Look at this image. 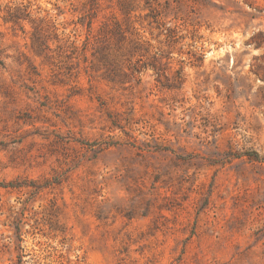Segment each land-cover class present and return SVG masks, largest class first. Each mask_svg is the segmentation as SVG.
<instances>
[{
	"label": "rangeland",
	"instance_id": "374dc122",
	"mask_svg": "<svg viewBox=\"0 0 264 264\" xmlns=\"http://www.w3.org/2000/svg\"><path fill=\"white\" fill-rule=\"evenodd\" d=\"M0 59V264H264V0H0Z\"/></svg>",
	"mask_w": 264,
	"mask_h": 264
},
{
	"label": "trees",
	"instance_id": "16d2710c",
	"mask_svg": "<svg viewBox=\"0 0 264 264\" xmlns=\"http://www.w3.org/2000/svg\"><path fill=\"white\" fill-rule=\"evenodd\" d=\"M94 2V0H93ZM17 11H10L8 16L12 20H16L18 18ZM159 12L151 13V17L154 18L158 27H163L165 29L166 36L169 39L174 38L176 35L174 28L165 26L166 21H160L157 18ZM28 14H25L27 16ZM98 47L93 52L94 57L97 59L101 68L103 69V76L111 81L116 82H124V81H131L135 80L136 83L140 81V77L138 76L141 71L150 65L154 68V72L156 74V80L160 82L162 86L168 87H180L182 84V74L181 69H176L173 75V79L170 81L169 77L164 73H160V66H157L154 62H142L141 58H136L132 60L133 56L135 55L137 49L140 45V38H128L124 30L120 27L119 24L115 23L113 26L109 27L106 23H103L100 26L99 36L97 37ZM260 42L257 41L256 44ZM114 46L115 53L111 54L109 52V48ZM0 63L2 64V60L0 59ZM163 76V79H161ZM115 141L109 142L108 145L115 144ZM243 154V153H242ZM241 154V155H242ZM243 155H246L251 160L256 161H264V156H262L259 152L255 150H250ZM19 184L8 182L4 184V186H11L16 187Z\"/></svg>",
	"mask_w": 264,
	"mask_h": 264
}]
</instances>
